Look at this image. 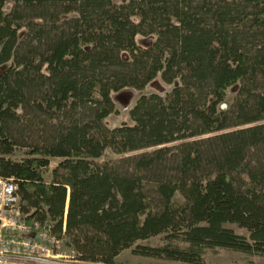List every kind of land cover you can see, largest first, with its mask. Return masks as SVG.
I'll return each instance as SVG.
<instances>
[{
	"label": "trees",
	"instance_id": "1",
	"mask_svg": "<svg viewBox=\"0 0 264 264\" xmlns=\"http://www.w3.org/2000/svg\"><path fill=\"white\" fill-rule=\"evenodd\" d=\"M0 174L84 261L264 257V0H0Z\"/></svg>",
	"mask_w": 264,
	"mask_h": 264
},
{
	"label": "built area",
	"instance_id": "2",
	"mask_svg": "<svg viewBox=\"0 0 264 264\" xmlns=\"http://www.w3.org/2000/svg\"><path fill=\"white\" fill-rule=\"evenodd\" d=\"M13 178L0 174V264H102L84 261L52 222H28ZM65 226V224H64Z\"/></svg>",
	"mask_w": 264,
	"mask_h": 264
},
{
	"label": "rangeland",
	"instance_id": "3",
	"mask_svg": "<svg viewBox=\"0 0 264 264\" xmlns=\"http://www.w3.org/2000/svg\"><path fill=\"white\" fill-rule=\"evenodd\" d=\"M140 42L145 44L148 43L149 40L146 38H140ZM172 86L173 85L165 83L159 76L157 79L152 81L150 84H148V86H146L142 90L127 88L116 93L114 95L116 111L109 116V124L112 127L119 126L122 123L132 124L133 121L130 117V110L135 105L140 95L149 94L152 92L163 94L169 91ZM237 89L238 85H235L228 89L227 97L225 101L220 105L221 109H227L230 106L233 101V98L235 97ZM120 156L121 155H117L108 151L105 156V159L111 161L119 158ZM59 161L60 158H52L49 170H52ZM45 175L46 178H50V171L47 172ZM176 200L182 201V198L179 194L176 195ZM164 242L165 235L160 234L152 236L145 240H140L136 244L158 246L162 245ZM135 246L123 250L120 255L115 259V262L113 264H192L182 261H174L152 256L140 255L134 252ZM203 264H264V257L220 248L216 250H207L205 253V260Z\"/></svg>",
	"mask_w": 264,
	"mask_h": 264
}]
</instances>
